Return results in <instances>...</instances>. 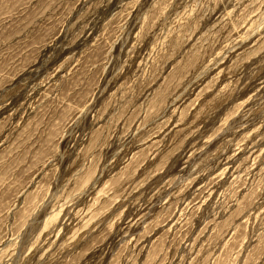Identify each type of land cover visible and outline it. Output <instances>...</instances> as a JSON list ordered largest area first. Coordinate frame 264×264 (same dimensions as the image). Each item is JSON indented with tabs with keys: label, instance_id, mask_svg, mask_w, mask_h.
Returning a JSON list of instances; mask_svg holds the SVG:
<instances>
[{
	"label": "rangeland",
	"instance_id": "rangeland-1",
	"mask_svg": "<svg viewBox=\"0 0 264 264\" xmlns=\"http://www.w3.org/2000/svg\"><path fill=\"white\" fill-rule=\"evenodd\" d=\"M0 264H264V0H0Z\"/></svg>",
	"mask_w": 264,
	"mask_h": 264
}]
</instances>
